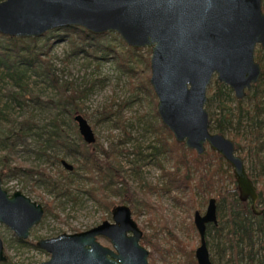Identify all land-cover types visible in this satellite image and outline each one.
Instances as JSON below:
<instances>
[{"label": "water", "instance_id": "obj_1", "mask_svg": "<svg viewBox=\"0 0 264 264\" xmlns=\"http://www.w3.org/2000/svg\"><path fill=\"white\" fill-rule=\"evenodd\" d=\"M82 28L94 36L116 34L133 50H150L149 85L156 97V113L177 144L196 155L206 149L232 169L241 202L250 201L254 216L257 188L248 176L234 143L209 130L207 90L212 80L242 100L261 76L255 50L264 51L262 0H3L0 34L8 38H42L49 31ZM87 145L95 136L87 121L73 116ZM72 170V165L61 162ZM0 224L25 241L40 223L44 208L20 191L9 195L1 187ZM207 224H217L216 201L210 198L203 215L193 214L199 236L194 250L197 264H212L205 240ZM97 238L107 240L111 248ZM142 231L126 205L111 209V222L89 230L40 239L36 247L49 255L38 264H148V250L140 244ZM7 261L0 238V264Z\"/></svg>", "mask_w": 264, "mask_h": 264}, {"label": "trees", "instance_id": "obj_2", "mask_svg": "<svg viewBox=\"0 0 264 264\" xmlns=\"http://www.w3.org/2000/svg\"><path fill=\"white\" fill-rule=\"evenodd\" d=\"M262 11L264 12L263 2ZM56 30L65 33L58 38L67 39L71 54H77L81 50L96 58L95 51L109 53L117 68L128 77L131 91L141 92L142 98L137 99H144L152 105V112L147 114L150 118L147 127L155 134L154 143L156 144L149 145L153 152L148 156L156 160L158 167L162 170L161 176L165 179L162 188L159 189L155 185L141 181L138 182L139 192H134V189L123 181L122 186L117 187L115 178L121 174L123 168L114 157V148L111 146L106 151L101 149L92 150L91 147H98V144H85L78 134L74 121L73 136H70L67 131L61 128L58 116L67 113L71 116L70 120H73L72 116L80 113L83 108L81 99L87 89H78L73 87L70 82L56 78L49 60V39H46L48 34L53 35ZM56 30L48 32L44 37L45 40L40 45V40L36 38H8L0 34V83L2 82L1 85L5 86L3 95L11 102L9 105L16 104L18 99L22 97L21 93L27 91L28 83L27 80L25 82L24 77L29 71H32L38 77H43L44 81H48L56 90V98H50L46 102H41L33 93L30 94L31 101L40 103L43 105L42 108L48 112L51 110L56 112L50 122L46 124L49 128H43L42 130L44 144L39 150L40 154L45 155L47 151H51L53 157L56 158L54 161L59 157L69 158L70 165L73 167L72 170H79L80 176L82 174L83 177H86L85 179L90 184L85 193L95 200L103 210L109 212L114 206L126 202L134 216V210L136 211L134 203L136 206L146 208L152 217L147 220L152 234H143L140 244L150 248L152 254L162 256L163 254L174 253L171 248H162L158 242V235L165 226L161 224L158 228L151 226L152 219L155 216L159 217L158 208L160 207L152 203L147 195L160 190L169 195L173 192L179 193L180 195L178 197L174 196L173 199L178 204L186 206L187 211L195 208L197 195L200 194L209 199L214 196L218 201L216 204L217 219L218 221H224L226 227L225 230L219 225L211 227L216 233L220 229L225 232H219L218 234L220 236L223 234V239L225 238L227 242L226 247L229 249L228 264H264V211L261 216H254L250 210V203L241 202L238 199V192L232 181V175L229 173V166L220 156L210 150H206L203 156L196 155L195 152L188 150L183 144H177L172 134L161 124L156 113L157 100L149 85V51H146L147 55L139 59L141 62L138 63L135 54L141 49L133 50L120 40L117 43L118 49L109 45L103 46L102 43H99L100 39L107 36L115 38L113 34L94 36L77 27ZM87 42L92 48L90 52L84 50V45ZM263 58L264 56L258 51L256 61L261 66V76L259 81L246 92V96L242 100H236L228 87L213 80L207 90L205 107L206 110L212 108L211 114L208 112L210 132L231 136L236 143L239 141L240 132H246L249 142L245 155L246 158L249 157L247 171L250 173H248V176L250 179L252 178V182L258 187H256L259 196L258 202L264 206V100H261L264 95ZM136 63L141 68L137 67ZM244 99L253 102H251V108L242 106ZM0 115V151L6 150L7 155L4 158L8 160V157L13 154L19 143L25 145L26 130L29 132L31 129V122L28 119L20 122V127L16 130L12 126L13 121L10 118L8 119L9 122L1 111ZM5 122L9 123L8 127L5 126ZM239 149L237 143L236 152ZM161 155H164L166 160L171 161V169L163 168L157 161V157ZM2 166L6 165H1L0 169L3 183H5V178L8 175L14 178L37 176L39 177L38 181L45 184L48 191H59L62 186H65L62 195L69 194L68 184L70 179L67 176L69 171L64 167L58 173L60 178L56 179L48 175L44 169L16 166L8 167V173H4ZM257 167L258 175L253 178L251 177L253 176L252 173L257 172ZM228 179L229 182H225ZM227 184L231 187L229 188ZM107 192L120 196L121 199L118 204L109 200ZM58 193H61V191ZM183 197L186 199L181 201ZM48 205L49 203L45 204L44 202L45 211L50 213ZM220 207H224L225 210V212L223 211L225 214H223V218L220 217L222 213ZM190 225L189 228L193 230V225ZM208 228L206 227V231ZM166 237L167 241L173 242L175 250L179 251L183 257L182 262H178V264H197L194 258V250H187L186 244H183L171 229H168ZM206 244H208L207 240ZM211 263L213 264L212 260ZM6 264L11 263L7 261Z\"/></svg>", "mask_w": 264, "mask_h": 264}, {"label": "rangeland", "instance_id": "obj_3", "mask_svg": "<svg viewBox=\"0 0 264 264\" xmlns=\"http://www.w3.org/2000/svg\"><path fill=\"white\" fill-rule=\"evenodd\" d=\"M262 2L264 3V0ZM64 34V32H57L56 30L53 32V35H47L46 39H49L50 43L48 50L49 60L56 78L70 82L73 87H77L78 89H87L81 99L83 108L78 114L87 121L94 133L95 143L98 144V147H91V149L106 151L111 146L114 148V157L123 168L121 174L115 178V185L117 187H121L122 183L125 182L134 189V192H139L138 182L141 181L155 185L159 189L162 188L165 181L161 176L162 170L158 167L156 160L148 156L153 152L149 145L156 144L154 143L155 134L147 127V123L150 120L147 114L152 112V105L144 99H137L142 98L141 92L131 91L128 77L117 68L115 61L110 58L109 53L95 51L96 53L94 55L96 58L87 55L81 50L77 54H71L67 39L58 38ZM108 34L115 35V38L107 36L100 39L99 43H102L103 46L109 45L118 49L117 43L121 39L114 33ZM44 37L38 38L40 40L39 45L45 40ZM91 49L87 42L84 45V50L90 52ZM147 50L141 49V51L136 52L135 59L138 63L141 62L139 59L147 55ZM148 51L150 58V50ZM258 51L264 56V51L256 47L255 61ZM136 66L141 68L137 63ZM24 79L28 83V87H26L27 91L21 93L22 97L14 105H9L11 102L3 95L5 86L1 85L2 82L0 83V111L4 114L5 119L8 120L10 118L13 121L12 126L16 130L20 127V122L27 119L31 122V129L29 132L26 130L25 145L19 143L15 147L13 154L8 157V160L4 158L7 155L6 150L0 151V169L1 165H6L2 166L4 173H8V167L16 166L44 169L48 175L59 179L58 173L63 168L61 161L63 160L70 164L69 158L59 157L54 161L56 158L53 157L51 151H47L45 155H41L39 152L44 144V133L42 130L43 128H49L46 124L50 122L56 112L55 110L48 112L42 108L43 105L40 103L31 101L30 95L33 93L41 102H46L50 98H56V90L48 81H44L43 77L36 76L32 71L27 72ZM14 88L16 89L15 86ZM245 99L243 100L242 106L251 108L253 102ZM261 100H264V95ZM207 110L211 114L212 108H208ZM110 112L114 114H110ZM70 118L71 116L67 113H63L58 116V121L61 123V128L67 131L70 136H73L72 130L74 123ZM4 124L7 127L9 126V123L7 124L5 122ZM223 136L234 143L236 155L244 160L247 159L243 161L247 174L250 173L247 171L249 157L246 158L245 156L249 144L246 132H240L239 141L237 142L240 149L237 152V143L234 139L231 136ZM165 158L164 155H161L157 157V161L163 168L171 169V161ZM229 169V173L232 175V181L235 184L232 169L230 167ZM252 175L251 177L253 178L257 177L258 167L257 172H253ZM67 176L70 179V183L68 184L69 194L67 195H62V192L66 188L65 186H62L59 191H48L45 184L38 181L39 177L37 176H21L19 178L10 177L9 175L6 176L5 183H3L2 187L8 193L20 190L24 195L42 207H44V202L45 204L49 203L48 206L50 209V213L44 211L42 220L30 230V237L23 244L16 239L9 228L0 224V238L3 243L4 254L7 257V261L11 264H38L47 261L49 255L35 246V243L39 239H48L63 233L72 234L82 232L99 225L103 221L111 222V210L109 212L103 210L95 200L85 193V190L90 187V184L85 179L86 177H83L82 174L81 177L79 170L69 171ZM225 182H229V179ZM227 186L229 185L227 184ZM60 191L61 193H58ZM106 194L109 200L115 204H118L121 199L120 196L112 195L109 192ZM179 195L176 192L169 195L160 190L147 195L152 203L160 207L158 208L159 217L155 216L152 219L151 226L157 228L159 224L165 226L158 235V242L162 248H171L174 251V253L171 252L170 254L160 256L155 253L152 254L151 249L145 247L148 250V264H178V262H182L183 257L179 251L177 252L175 250L173 242L166 240L168 229H171L183 244H186L187 250H195L199 245L197 231L195 228L193 230L190 229L189 226H191L190 224L193 225V214L195 211H198L201 215L204 214L209 198H205L200 194L197 195L195 208L187 211L186 206L178 204L173 199L174 196L178 197ZM211 198H214L217 204V199L214 196ZM185 199L183 197L181 201ZM204 201L206 203L203 204ZM120 205L128 206V203L124 202ZM258 205L260 209L264 208L262 204ZM134 208H136V211L134 210V216L132 215V218L142 231V236L143 234H152V230L148 227L147 222L151 216L146 208L136 206L135 203ZM223 211L225 212L224 207H220V212H222L220 214L221 218L224 217ZM218 225L223 227V229L226 227L222 220L218 221ZM211 226H209L205 235L208 243L206 245L209 257L213 264H228L227 256L229 255V249L226 247L227 242L225 238L223 239V234L221 236L218 234L219 232L225 233V229H220L216 233ZM98 242L105 247L111 248L109 242L105 239L99 238ZM150 255L152 256L150 257ZM6 262L3 264H6Z\"/></svg>", "mask_w": 264, "mask_h": 264}, {"label": "flooded vegetation", "instance_id": "obj_4", "mask_svg": "<svg viewBox=\"0 0 264 264\" xmlns=\"http://www.w3.org/2000/svg\"><path fill=\"white\" fill-rule=\"evenodd\" d=\"M212 81H213V80H212ZM208 88H209V87H208ZM71 171H72V170H71ZM1 179H2V178H1ZM2 185H3V182H1V187H2ZM2 189H3V187H2ZM3 190H5V189H3ZM5 191H6V190H5ZM16 191H20V190H16ZM16 191H14V192H16ZM6 192H7V191H6ZM14 192H13V193H14ZM20 192H21V191H20ZM7 193H8V192H7ZM21 193H22V192H21ZM8 194L11 195L12 193H8ZM22 194H23V193H22ZM25 196H26V195H25ZM26 197H27V196H26ZM31 200H32V199H31ZM32 201H33V200H32ZM258 201H259V198H258ZM34 202H35V201H34ZM246 202L250 203V201H246ZM258 204H259V203L257 202V205H258ZM258 206H259V205H258ZM43 208H44V207H43ZM44 211H45V210H44ZM262 214H263V213H262ZM262 214H261V215H262ZM261 215H260V216H261ZM42 218H43V217H42ZM216 218H217V216H216ZM101 223H102V222H101ZM211 225L217 227V226H218V219H217V224H216V225H213V224H207L206 227H209V226H211ZM34 227H35V226H34ZM92 228H93V227H92ZM88 230H89V229H88ZM82 232H83V231H82ZM76 233H79V232H76ZM72 234H73V233H72ZM13 235H14V234H13ZM15 237H16V236H15ZM29 237H30V235H29ZM29 237H28V238H29ZM28 238H27V239H28ZM16 239H17V238H16ZM27 239H26L25 241H23V240H18V239H17V240L20 241V243L22 242V244H23V243H25V242L27 241ZM98 239H99V238H97V241H98ZM102 239H103V238H102ZM39 240H40V239H39ZM36 243H37V242H36ZM36 243H35V246H36Z\"/></svg>", "mask_w": 264, "mask_h": 264}]
</instances>
